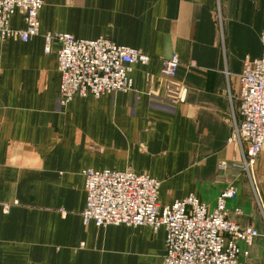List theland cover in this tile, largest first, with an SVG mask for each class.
Listing matches in <instances>:
<instances>
[{"label":"crops","instance_id":"1","mask_svg":"<svg viewBox=\"0 0 264 264\" xmlns=\"http://www.w3.org/2000/svg\"><path fill=\"white\" fill-rule=\"evenodd\" d=\"M10 24L24 28L23 14ZM40 29L104 36L151 59L133 66L131 90L62 105L44 36L0 39V264H162L163 227L84 222L87 168L147 173L163 206L194 194L212 210L234 184L229 217L261 232L240 258L264 264V151L245 168L246 143L230 140L238 74L262 54L264 0H44Z\"/></svg>","mask_w":264,"mask_h":264},{"label":"built area","instance_id":"2","mask_svg":"<svg viewBox=\"0 0 264 264\" xmlns=\"http://www.w3.org/2000/svg\"><path fill=\"white\" fill-rule=\"evenodd\" d=\"M43 5L44 0H0V39L28 41L40 35ZM16 11L23 14L24 28L10 25ZM43 36L45 52L55 50L58 56L62 105L76 95L100 97L131 90L133 66L147 64L151 59L139 49L104 36L82 39L61 31H49ZM261 43V56L246 58L238 74L240 118L234 119L230 138L246 143V168L264 151V31ZM179 65L175 53L164 61L160 73L171 79ZM83 174L87 193L84 222L98 226H149L153 231L163 227L166 237L162 264H246L240 256L249 251H243L240 243L251 244L261 234L255 227H242L229 217L226 201L237 194L234 184L220 194L211 210L194 194L163 206L159 199L161 181L147 173L87 168Z\"/></svg>","mask_w":264,"mask_h":264},{"label":"rangeland","instance_id":"3","mask_svg":"<svg viewBox=\"0 0 264 264\" xmlns=\"http://www.w3.org/2000/svg\"><path fill=\"white\" fill-rule=\"evenodd\" d=\"M10 19H11V18H10ZM10 25H11V24H10ZM12 27H13V26H12ZM16 28H17V27H16ZM41 34L44 35V33H42V32H41ZM41 34H40V35H41ZM232 132H233V129H232ZM230 138H231V137H230ZM243 162H244V161H243ZM244 166H245V165H244ZM245 168H246V167H245ZM242 250H243V249H242Z\"/></svg>","mask_w":264,"mask_h":264}]
</instances>
